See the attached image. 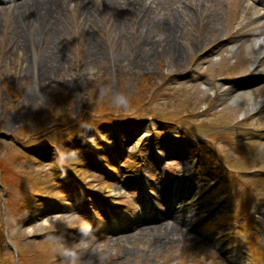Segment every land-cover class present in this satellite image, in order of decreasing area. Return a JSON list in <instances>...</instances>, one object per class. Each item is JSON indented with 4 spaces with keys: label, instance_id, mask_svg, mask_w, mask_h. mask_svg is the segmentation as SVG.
<instances>
[{
    "label": "rangeland",
    "instance_id": "obj_1",
    "mask_svg": "<svg viewBox=\"0 0 264 264\" xmlns=\"http://www.w3.org/2000/svg\"><path fill=\"white\" fill-rule=\"evenodd\" d=\"M67 1L46 7V32L24 43L11 27L20 1H0V264H233L221 247L254 242L260 256L264 53L255 60L248 44L264 45V0H144L132 11L84 0L96 23ZM169 24L182 61L148 54L143 64L139 49ZM241 86L255 103L242 90L228 98ZM136 179L143 188L130 198ZM179 190L170 210L185 220L169 236L148 234L171 226L158 215Z\"/></svg>",
    "mask_w": 264,
    "mask_h": 264
},
{
    "label": "bare ground",
    "instance_id": "obj_2",
    "mask_svg": "<svg viewBox=\"0 0 264 264\" xmlns=\"http://www.w3.org/2000/svg\"><path fill=\"white\" fill-rule=\"evenodd\" d=\"M63 0H22L20 4L18 5L20 8L18 9V16L20 17V20L18 22H14V25L10 26L12 27V30H14L15 33H18L20 38H23V43H24V36L27 35L30 37V34L33 33L34 37H39L42 35L43 32H46L45 25L47 22V13H46V7L49 6H56L57 4L60 5ZM76 2L74 3V8L76 11H80L82 16L86 18L88 16V19L92 23L97 22V18L94 16V13L84 7V0H75ZM86 2L90 3V0H85ZM98 3L101 2L104 5V8L112 10L118 7V5H123L122 7H126L129 11L134 10L133 7L136 8H141L144 5V0H97ZM96 1V2H97ZM65 2V1H64ZM64 5V3L62 4ZM65 5H69V0L65 3ZM121 7V6H119ZM61 9V8H58ZM7 10L5 9H0V18L1 16L3 17V13H5ZM31 13H33V17L35 16V22L29 23L27 22V18L29 15L31 16ZM259 15H264V8L262 9V12ZM27 16V18H26ZM59 20V19H58ZM263 22H258L257 26H263L264 25V17L262 18ZM59 23V21H58ZM29 27L34 28L33 32L30 31ZM119 27V26H117ZM249 28H253L252 26ZM177 27L174 26L173 24H169L165 26V29L161 35L160 38L157 40H154L153 43L148 49L144 47V49L140 48V52L142 54V59L141 61L145 63H148L149 55H159V54H165L170 57V59L175 62L179 63L182 61V57L180 54V49L176 45V40L179 39V34H177ZM204 33H203V38L200 40H194L192 43L189 42V45L187 44L186 46L189 47V50H195L194 47L199 45L203 39H204ZM58 37V36H57ZM56 37V38H57ZM173 40V42H172ZM254 46L257 48V53L253 54V58L257 60L260 55L264 53V45H260L257 40L252 41V43L248 44V49L251 50V47ZM153 48L154 50H152ZM188 50V49H187ZM186 50V51H187ZM255 70V69H254ZM193 81V80H191ZM239 90H235L233 88L228 92V98L232 100V102L236 100H240V97L238 96V92L242 90L243 95L245 96L246 99H249L251 103H255L252 97V92L251 90L246 89L244 86H241ZM237 89V88H236ZM264 101L260 100L258 103H256L259 107L261 104H263ZM231 129H236L237 126H231ZM78 173V171H77ZM99 198L101 200L104 199V197L108 194H111V190L106 189V187L99 188ZM165 216H170L172 220L171 226H167L166 224L163 225V222H160L158 226L149 227V231L147 232L148 234H156V237H166L169 236L170 234L174 233L175 230L178 228V226L185 220L184 216V211L182 209H174V210H168L166 212H159V217L160 219H163ZM128 239H132L131 241H135L134 235H127L125 236V244L129 245ZM119 241V240H118ZM117 243V240H116ZM224 252L226 253L227 257L229 260H233L234 264H243V259L242 255L238 252H234L230 247H223Z\"/></svg>",
    "mask_w": 264,
    "mask_h": 264
}]
</instances>
